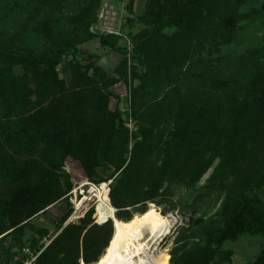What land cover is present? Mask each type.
Returning <instances> with one entry per match:
<instances>
[{
	"label": "trees",
	"instance_id": "16d2710c",
	"mask_svg": "<svg viewBox=\"0 0 264 264\" xmlns=\"http://www.w3.org/2000/svg\"><path fill=\"white\" fill-rule=\"evenodd\" d=\"M103 1L0 0V264H21L25 248L40 252L34 264L104 262L111 220L95 222L91 209L65 225L68 194L82 184L69 161L82 164L84 183L111 181L104 202L124 227L153 215L149 205L168 204L162 216L189 214L165 264L229 262L226 243L264 238V45L238 56L222 48L243 23L264 25V0L247 10V0H147L137 16L129 0L122 28L138 29L129 51L122 37L92 33ZM85 40L123 56L114 75H102L97 56L78 48ZM62 74L89 90L96 106L82 113L99 108L98 119L82 121L72 107L65 117L48 113L50 99L70 90ZM129 79L132 133L112 90ZM178 191L192 194L189 204L175 199ZM207 198L220 203L212 216L200 212ZM63 202L50 243L39 242L44 229L27 242L28 222ZM253 264H264V249Z\"/></svg>",
	"mask_w": 264,
	"mask_h": 264
},
{
	"label": "rangeland",
	"instance_id": "374dc122",
	"mask_svg": "<svg viewBox=\"0 0 264 264\" xmlns=\"http://www.w3.org/2000/svg\"><path fill=\"white\" fill-rule=\"evenodd\" d=\"M129 0H107L103 1L104 3L102 6L106 3H111L112 6L116 8L117 11V27L120 30H124L125 33H130L127 36V40L130 42L131 45H129L130 50L134 48V43L131 42L130 38H132V35H136L138 33L137 27H124L126 23V12L125 7L127 5ZM147 0H133V11L134 14L137 16L139 15L142 10L144 9V5L146 4ZM252 0H247V3L244 7V9H248ZM261 1V0H259ZM2 6V3H0ZM101 6V7H102ZM1 8V7H0ZM97 25H94L91 28L92 33L97 31L96 28ZM101 27V26H100ZM102 29V27H101ZM97 33L101 34L100 31H97ZM84 38V37H81ZM80 39V38H79ZM234 43L228 46H224L222 48L223 54H232L234 56H238L240 54L246 53L251 48L260 47L264 45V25L260 24H252L250 21L245 22L242 24L238 31V35H236L234 39ZM125 39H122L120 42V47L126 46ZM78 48L89 52L91 54H95L97 56V60L95 61L94 66L97 68V70L104 76H112L114 75V71L119 64V62L122 60V55L117 51H110L109 49H102L99 47L98 41H83L81 45H78ZM128 60V66L131 65V59L129 57L126 58ZM72 60L71 57L68 55L65 57L64 61H70ZM64 62V63H65ZM84 65H88V62H84ZM19 73V72H18ZM91 76V75H90ZM60 78L63 79L64 85L66 89H70L63 97L61 98L60 102L58 100L50 99L48 102L50 105V110L48 113L56 114V112L62 111V114L64 117L66 115L71 114L70 107H72V110L78 109L81 111V119L84 120V117H91V119L96 120L98 119V111L99 108H96V110H93L92 112H84L85 115L82 113V110L84 108H89L93 105L94 99L91 97V94L88 89H86L81 84H78L76 82V78L70 76V74L67 75H60ZM123 82V83H122ZM124 81H121L119 84H117L115 87L112 88V90L121 98H123L124 94L127 92V88H130V79L128 80V83L125 84ZM137 84V83H136ZM92 101V102H91ZM115 100H111L108 103V107L110 110H114L115 108ZM96 106V105H95ZM54 111V112H53ZM58 111V112H59ZM76 119V118H75ZM81 119H79V123H81ZM77 120V119H76ZM64 121H69L68 118L64 119ZM70 160V159H69ZM69 163V170L74 178L75 181L84 183L86 181L84 170L81 163H73L71 161ZM212 170H210L201 180L199 187H202L206 180L209 178ZM101 178L106 179L108 178V174L101 173ZM111 181H108L107 184L109 185ZM192 194L188 192L180 193V191L175 193V199H179L181 202H186L187 204L190 203L192 200L191 196ZM261 197L264 199V191L260 193ZM212 200V198H210ZM209 198L205 199V205H203V208L201 209V213L204 212L205 215L212 216L219 208L220 203H215L213 200L211 201ZM69 201V198H68ZM168 204H163L162 206L158 207L156 205H149L148 210L149 212L154 213V218H166L168 226V232L166 236H163L162 239L158 241L157 245L154 246L151 250L153 252L154 257L156 259V262L158 264H165V259L167 255H169L170 251L173 248L174 239L177 236V232L179 229L183 226H186L189 219V214H185V216H182V209L177 211H171L167 213L166 215L162 216L164 210L169 209ZM67 204L65 202L60 203L58 205H55L53 207H50L46 213L40 214L39 216L35 217L31 221L28 222V224L24 228V234H25V240L29 242L31 238L35 235L38 238L37 231L38 230H46L47 236L42 239L40 242L41 245H48L50 243V240L52 237L56 234V224L57 221L63 216V214L67 211ZM199 212V213H200ZM183 213H187L185 210H183ZM72 215V214H71ZM98 215V214H97ZM184 215V214H183ZM201 215V214H200ZM204 215V214H203ZM138 216V215H136ZM199 216V215H198ZM99 217V216H98ZM135 217V215H134ZM133 217V218H134ZM100 218V217H99ZM68 222V221H67ZM65 223L67 225L68 223ZM34 234V235H33ZM155 248V250H154ZM224 250H227L232 253L231 259L229 262H222V264H253L257 257L260 255L261 251L264 249V238L260 236H251V235H243L239 237L234 242H228L223 246ZM26 249V248H25ZM30 254H23L21 252L22 256L29 257L31 254L35 256L36 252L30 251ZM30 259V258H29ZM6 264V263H5ZM8 264V263H7Z\"/></svg>",
	"mask_w": 264,
	"mask_h": 264
},
{
	"label": "bare ground",
	"instance_id": "6f19581e",
	"mask_svg": "<svg viewBox=\"0 0 264 264\" xmlns=\"http://www.w3.org/2000/svg\"><path fill=\"white\" fill-rule=\"evenodd\" d=\"M104 197H107V193L105 196H98L95 217L100 222L112 221L114 239L104 254V262L100 264H158L151 249L160 238L167 235L168 220L146 215L134 219L130 225L124 227L116 219L115 210L104 202Z\"/></svg>",
	"mask_w": 264,
	"mask_h": 264
},
{
	"label": "built area",
	"instance_id": "2783aa9c",
	"mask_svg": "<svg viewBox=\"0 0 264 264\" xmlns=\"http://www.w3.org/2000/svg\"><path fill=\"white\" fill-rule=\"evenodd\" d=\"M117 11L116 8L114 6L111 5V3H105L98 14V22H97V26H96V30L100 31L101 34H105V35H112V36H119L122 37L123 39H125L126 43V47L127 50H130L129 45L130 42L127 40V34L124 35L121 30L117 27ZM102 29H101V27ZM97 31H95L94 33H97ZM124 99V110L125 112L128 114V116H126V123H125V127L128 129V131L130 133L135 131V127L133 125V121L130 117V111H129V106H130V95L129 92H126L123 96ZM107 188H108V184L107 183H102V184H94V183H90V182H85L82 183L80 185H78L77 187H75L69 194V201L71 204V208H72V215L70 216V218L68 219V224L69 223H76L79 220L83 219L85 217V215L91 210L94 209L95 214L93 216V220L95 222H99L101 224L105 223L104 222H100L95 220V215H96V210L98 207V196H105V194L107 193ZM23 254H30L28 249H23L22 250ZM39 253H36L35 256H33V254H31V256L29 257H24V259L21 261V264H34L37 257L39 256ZM30 258V259H29Z\"/></svg>",
	"mask_w": 264,
	"mask_h": 264
},
{
	"label": "water",
	"instance_id": "95a60500",
	"mask_svg": "<svg viewBox=\"0 0 264 264\" xmlns=\"http://www.w3.org/2000/svg\"><path fill=\"white\" fill-rule=\"evenodd\" d=\"M89 75H92V70L89 71Z\"/></svg>",
	"mask_w": 264,
	"mask_h": 264
}]
</instances>
